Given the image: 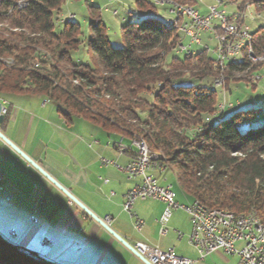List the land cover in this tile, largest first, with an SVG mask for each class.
I'll return each instance as SVG.
<instances>
[{
  "label": "trees",
  "instance_id": "trees-1",
  "mask_svg": "<svg viewBox=\"0 0 264 264\" xmlns=\"http://www.w3.org/2000/svg\"><path fill=\"white\" fill-rule=\"evenodd\" d=\"M63 1L0 0V101L51 102L66 121L84 118L142 140L162 166L176 171L179 189L192 201L253 214L264 226V117L256 116V101L226 116L217 112L213 83L221 74L256 70L260 63L248 51L264 56V26L250 32L236 63L219 65L206 48L180 57L176 22L167 26L153 14L122 25L124 46L115 48L95 12L85 40L91 62L75 61L70 52L84 42L79 25L66 20L54 30ZM250 2L264 7V0ZM136 3L154 8L147 0ZM0 264L51 263L0 234Z\"/></svg>",
  "mask_w": 264,
  "mask_h": 264
},
{
  "label": "crops",
  "instance_id": "crops-1",
  "mask_svg": "<svg viewBox=\"0 0 264 264\" xmlns=\"http://www.w3.org/2000/svg\"><path fill=\"white\" fill-rule=\"evenodd\" d=\"M0 102V131L127 243L172 248L178 256L196 259L197 252L188 240V212L172 209L166 232L161 233L158 220L164 202L152 197L135 199L132 210L143 221L140 231L124 210L125 193L140 181L124 171L135 154L131 140L127 139V145L119 133L93 122L66 121L51 102L23 97ZM120 138L124 139L123 150L116 146ZM99 157L113 163L103 164ZM164 172L148 171L159 184H171ZM178 190L173 191L174 200L189 204L192 199ZM0 234L22 251L51 264H144L1 139ZM237 261L236 254L215 251L194 264Z\"/></svg>",
  "mask_w": 264,
  "mask_h": 264
},
{
  "label": "built area",
  "instance_id": "built-area-1",
  "mask_svg": "<svg viewBox=\"0 0 264 264\" xmlns=\"http://www.w3.org/2000/svg\"><path fill=\"white\" fill-rule=\"evenodd\" d=\"M23 6L24 3H20ZM211 5V16L215 19V26L206 25V16L203 14H193V9H185L182 16H187L190 22L183 23L181 30L185 36L189 38L188 45H185L182 40L176 44V50L179 53H184L186 57L194 54L190 47L201 44L199 33L203 31H215V36H222V43L218 47H213V61L221 62V60H231L235 62V54L237 50L233 48V41H246L244 26L241 18L243 14L238 12L240 32H230L229 24L231 16H220L214 14V6ZM174 14L175 9H170ZM208 49V46H205ZM216 86L220 85L216 81ZM231 106V103L229 107ZM136 150L134 157L124 167V171L129 177H140V181L132 186L124 195L123 208L134 219V228L140 231L143 221L131 212L135 199H144L152 197L165 203V208L158 222L161 225V233L166 232V223L171 216L172 209L179 208L188 212L191 221V232L189 235V243L195 248L198 253V258L195 260L184 258L175 254L172 248L160 250L156 247L137 242L134 246L135 250L143 256L150 264H194L197 261H202L212 252L220 251L224 255L236 254L238 261L235 264H264V239L251 224L234 223V217L229 215H215L212 212L202 210L199 206H194L191 202L188 205L179 204L174 200V194L171 189V184H159L157 179L150 173L149 170H160L162 164L160 160H152V157L147 153H142L137 150V145L134 143ZM131 145V146H133ZM118 150H123L124 145L117 142ZM103 164L109 163L105 159H101ZM240 241L242 246L237 248L235 243Z\"/></svg>",
  "mask_w": 264,
  "mask_h": 264
},
{
  "label": "rangeland",
  "instance_id": "rangeland-1",
  "mask_svg": "<svg viewBox=\"0 0 264 264\" xmlns=\"http://www.w3.org/2000/svg\"><path fill=\"white\" fill-rule=\"evenodd\" d=\"M147 1L153 3L154 8L149 6L143 8L142 6L136 3V0H64L61 6L60 13L58 15V19L55 22L54 30L59 31L60 29H62V22L66 20L76 22L79 25L81 31V38L84 40V42L80 44L76 50H72L70 52L71 58L75 61L80 60V61L91 62V57H90L91 52L90 50H88L85 40L90 37L88 24L95 12H98L100 19L102 20V22L106 27V36L108 38L110 45L115 48H122L124 46L120 34L122 25L130 21H137L141 17L150 14L165 19L167 26H169L171 23L176 22L177 25L176 28L178 29L179 34L181 35L183 43L185 45H188L189 38L184 35L183 30H181V28L183 23H186L188 21L190 22L189 17L187 16L184 17L182 15L177 16L175 12L174 14L170 13L171 11L168 10V7L169 9H173V5L170 4V2L173 3V1L171 0H147ZM186 1L188 5L187 4L183 5L182 3H177V4L190 7L196 10L197 12L198 11L206 12L208 10L207 13L203 15L209 14L211 11V8L209 7L211 5L217 4V1H220V5L216 6L217 10L219 11L223 10L226 16H231V18L234 17L232 22H239L237 21L236 17L238 15V12H240L244 16L243 18H241L242 25L247 26L250 32H254L259 27L264 26V7L257 10L255 4L253 2H250V0H245L244 4H242L243 0H186ZM174 15L176 18L178 17L177 21L176 18L170 19L174 17ZM199 38L201 39V44L199 45L193 44L190 47V49L192 51H198L200 49L205 48V46L207 45L208 54L210 56H213L212 49L213 47L217 46L216 43L217 40L214 37V31L200 32ZM178 54L180 57L184 56V53L178 52ZM226 62L227 61H225L224 63ZM253 62L260 63V65H258L256 70L250 72L248 71L236 72L230 75L229 77L226 76L225 74H221L222 76L218 75L215 77L213 83L219 101L217 106L218 107L217 112L224 110V115L226 116L235 109L252 108L251 102L256 101L258 102L260 108L257 111L256 116L258 118L264 117V59L256 60ZM218 64L221 65V63ZM216 81L219 82L221 81L220 85L216 86L217 85ZM185 82L188 84L193 81H186L185 79ZM179 83H184V80L183 79L179 80ZM230 103L231 106L229 107ZM73 120L76 121V123H81V122L86 123L87 121L91 123V121L84 118L74 117ZM118 141L119 139L116 142ZM89 142L92 143V140H90ZM125 142L127 143V145H129L127 139L125 140ZM91 143H89V145H91ZM122 145L125 146L123 140H122ZM132 149L134 151L136 150L135 145L132 146ZM101 159H105L106 161L112 162L106 158L99 157V161L101 163H102ZM164 171H165L164 172L165 175L170 176V180L172 182L171 183L172 191L174 192L179 191L175 177L176 171L167 166L165 167ZM183 200L185 202L187 201L185 199ZM184 204L188 205V203H184ZM131 212H133L132 209ZM235 246L237 248H240L242 246V243L240 244L236 242ZM23 252L29 255L28 251L25 250ZM197 258H198V253L196 259Z\"/></svg>",
  "mask_w": 264,
  "mask_h": 264
},
{
  "label": "bare ground",
  "instance_id": "bare-ground-1",
  "mask_svg": "<svg viewBox=\"0 0 264 264\" xmlns=\"http://www.w3.org/2000/svg\"><path fill=\"white\" fill-rule=\"evenodd\" d=\"M171 4L173 5V9L176 10L175 13L177 15H182V12H184L185 9H192L190 7L183 6L181 4H177V3H174V2L171 3ZM193 14H199V13L196 10L193 9ZM214 14H220V16H226L224 11L223 10H221V11L217 10L216 6H214ZM203 16H206V25L215 26V19H213V16H211V11H210L209 14L203 15ZM233 19H234V17L231 18V22H232ZM236 19H237V21H239V15H237ZM244 29H246V31H245V39H246L245 43H244V41H233V48H234V50H237L236 54H235V57L237 55H239V53L241 52L243 47L246 44H249L250 40H251V35H250L249 28L247 26H244ZM229 31L230 32H240V24H239V22H232V24H229ZM214 37L217 40V42H216L217 46L216 47H218L219 44L222 43V36H215V31H214ZM248 56L253 61L260 60V58L264 59L263 56L262 57H255L251 50L248 51ZM223 61H226V60H221V62H219V63H222ZM220 78H222V77H220ZM118 142L122 144V138H120ZM134 143L137 145V150L139 152L147 153V154H149L150 157H152V160H156V155L154 153H152L148 149V146L146 145V143L144 141L138 140V139H134V140L131 141V145H133ZM162 168H163V166H162ZM191 203L194 206H199L202 210L212 212V214H215V215H229L230 217H234V223L251 224L253 227L256 228V230L259 232V234H261V236L264 239V226L261 224L259 219L256 216H254L253 214H250V213H248V214L233 213V212L222 210V209H210V208H207V207L203 206L197 200H193V201H191Z\"/></svg>",
  "mask_w": 264,
  "mask_h": 264
},
{
  "label": "water",
  "instance_id": "water-1",
  "mask_svg": "<svg viewBox=\"0 0 264 264\" xmlns=\"http://www.w3.org/2000/svg\"><path fill=\"white\" fill-rule=\"evenodd\" d=\"M2 103L0 102V122L2 120ZM0 139L11 147L17 154H19L25 161L32 165L37 171H39L44 177H46L51 183H53L59 190H61L73 203H75L80 209H82L88 216L99 223L107 232H109L117 241H119L124 247H126L133 255H135L142 263L150 264L143 256H141L133 246L127 243L118 233L113 231L104 220L97 217L92 211H90L83 203H81L75 196H73L65 187L52 178L46 171H44L35 161L28 157L21 149H19L14 143H12L1 131Z\"/></svg>",
  "mask_w": 264,
  "mask_h": 264
}]
</instances>
